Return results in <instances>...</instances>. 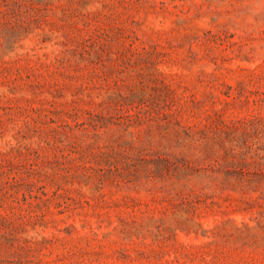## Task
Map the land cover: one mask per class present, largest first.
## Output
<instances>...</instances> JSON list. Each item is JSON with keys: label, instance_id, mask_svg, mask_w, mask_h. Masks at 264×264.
<instances>
[{"label": "rangeland", "instance_id": "obj_1", "mask_svg": "<svg viewBox=\"0 0 264 264\" xmlns=\"http://www.w3.org/2000/svg\"><path fill=\"white\" fill-rule=\"evenodd\" d=\"M0 264H264V0H0Z\"/></svg>", "mask_w": 264, "mask_h": 264}]
</instances>
